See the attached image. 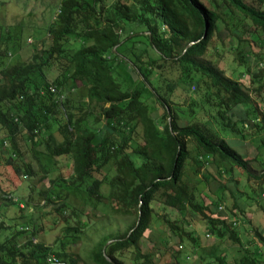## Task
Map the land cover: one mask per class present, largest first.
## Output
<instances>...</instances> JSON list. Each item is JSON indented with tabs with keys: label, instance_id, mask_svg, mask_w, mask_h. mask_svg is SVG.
Wrapping results in <instances>:
<instances>
[{
	"label": "trees",
	"instance_id": "16d2710c",
	"mask_svg": "<svg viewBox=\"0 0 264 264\" xmlns=\"http://www.w3.org/2000/svg\"><path fill=\"white\" fill-rule=\"evenodd\" d=\"M256 2L210 0L215 4L210 7L203 0H60L28 60L5 63L16 37L8 33L0 40V264H50L51 258L64 264H159L167 254L179 264L174 242L191 249L200 245L184 227L194 217L205 221L208 234L240 244L231 209L221 211L223 191L215 197L199 185L206 165L224 164L264 190V166L258 174L250 170L262 161L230 143L259 136V154L264 147V55L238 51L234 62L243 70L237 78L206 56L215 49L224 16L239 13L264 32V0ZM248 25L240 24L243 31ZM246 75L248 86L242 81ZM77 82L86 89V101L74 97ZM182 86L192 89L196 102L184 99L187 105L178 110L172 96ZM29 152L38 171L25 160ZM64 157L72 163L71 181L50 179L39 192L46 213L65 220L71 195L85 194L83 202L94 210L103 204L111 215L136 218L123 234L101 236L84 259L71 250L88 226L78 212L73 211L76 224L52 245L35 241L40 230L35 213L25 214L17 206L21 200L13 199L15 189L4 186L3 177L10 181L16 174L41 173L44 180L50 172L46 160L58 164ZM24 199L27 210H40L30 194ZM154 201L181 213L186 224L158 217ZM9 202L20 216L5 215ZM157 220L162 232L153 228ZM255 234L264 241L257 229ZM262 263L260 249L248 247L231 257L213 247L199 259V264Z\"/></svg>",
	"mask_w": 264,
	"mask_h": 264
},
{
	"label": "rangeland",
	"instance_id": "374dc122",
	"mask_svg": "<svg viewBox=\"0 0 264 264\" xmlns=\"http://www.w3.org/2000/svg\"><path fill=\"white\" fill-rule=\"evenodd\" d=\"M18 1L19 0H1V2L6 3L5 6L10 7L8 11H6V7H3L4 3L0 2V25L3 26V29L0 30V40L9 35L8 33L16 37L15 50H12L4 59V62L9 64H13L18 60L29 59L31 45H33L38 37H43L45 35L49 22L60 2V0H22L21 4L18 3ZM247 1L257 4L256 0ZM203 2L210 7L213 5L210 3V0H203ZM23 4H29V6L33 4L36 7L32 12L28 11L25 14V6ZM19 5H22V7H18ZM213 6L215 7V4ZM31 8L34 7L31 6ZM221 11H225V9L220 8L219 12ZM224 18L226 22L218 23L219 32L214 37L215 49L207 54L206 59L222 70L226 76L237 78L243 70V66H239L234 62L236 53L238 51L250 49L255 53L260 52L264 55V32L250 27L248 25L249 21L243 19L239 13H235L232 17L224 16ZM21 22L27 25L19 30L15 26ZM241 22L247 23L249 26L246 28V31L241 29ZM16 29L18 34L15 31ZM231 30L238 34L239 37L237 35L232 37L230 35L232 32ZM254 63L252 71H256ZM242 81L248 86L250 83V76H244ZM73 92L74 97H76L75 99L82 98L86 101V89L80 82L75 83ZM172 98L175 102L180 103V105L175 106L178 110H181V107L187 104L196 102V97L193 96L192 89L190 92H187L186 88L183 86L173 94ZM184 99L187 100V104L183 103ZM256 100L261 102L257 98ZM256 138L242 144H238L239 142L236 139H230V143L239 153L246 154L249 158L258 157V159L262 161V164L255 162L252 163L250 167L252 172L258 174L264 166V147L260 150L261 152L259 154V149L256 147V145L259 144V136H256ZM22 144L24 150L28 151L31 148L29 143L23 141ZM194 147V143L188 141V148L193 150ZM31 155L30 152L25 155L26 162L32 161ZM132 158L137 165L140 164V158L137 155L133 154ZM46 164L50 167V172L44 180H40L39 176L41 173L33 177L25 178L22 177L23 175L16 174L10 181L7 177H3L5 180L4 186L15 189L13 199L17 201L18 199L21 200V204L17 206L23 209L25 214L27 212L35 213V218H37L35 224L37 227L40 226L35 241H42L47 245H52L58 237L63 235L66 227L76 224L78 217H76V215L74 216L73 211L76 213L78 212L80 219L86 221L88 226L80 234L81 237L78 243L73 245L71 250L80 254L82 259H84L88 250H90L92 245L101 236L106 234H116V236L123 234L136 220L134 217L111 215L109 209L103 204L100 205L97 210L92 209L91 205L83 202L85 194L71 195L68 201L70 207L64 214L66 217L65 220L59 215H56L55 212L46 213L47 209L42 206L43 202L39 192L46 189L50 179H55L60 176L69 184L73 173L72 163L65 157L62 158L58 164H54L52 160H46ZM33 167L36 171L39 170L35 161L33 162ZM202 172L203 182L199 185V188L201 191L204 190L215 197L220 193L218 191H223L224 201L221 203V211H226L228 208V211H230L231 209L230 213L232 212V216L229 220L235 223L234 225L236 226L240 244H235L227 238L218 239L208 234L205 231V221L194 217L191 220L190 226L186 225L184 227L186 230L195 233L199 239L200 245L197 249H191L189 246L176 245L174 242L173 250L181 251V254H179L180 256L177 255L179 264H199V259L202 256L204 257L213 247L220 252L227 253L229 257L236 256L237 249L244 247L250 249L259 248L264 258V241H261L255 234V229H257L258 232H261L262 237H264V190L259 187L254 179L248 180L241 170L236 168L232 170L224 166V164H208L203 168ZM104 189L106 191V188ZM29 194L31 195L33 206L39 205L40 210L37 211L33 208L26 209L23 203L25 200L24 198ZM203 199L208 202L206 197H203ZM0 204H2L1 201ZM17 206L9 202L3 212L8 218L18 217L21 212L18 210ZM152 207L158 217L169 218L170 220H184L186 224L185 218H183L181 213L161 204L159 201H154ZM153 228L156 232H162L165 229L158 220L154 222ZM145 247L149 248L151 245L148 244ZM165 261L169 264H176V258H173L170 254H167L159 264Z\"/></svg>",
	"mask_w": 264,
	"mask_h": 264
},
{
	"label": "crops",
	"instance_id": "0c3cea01",
	"mask_svg": "<svg viewBox=\"0 0 264 264\" xmlns=\"http://www.w3.org/2000/svg\"><path fill=\"white\" fill-rule=\"evenodd\" d=\"M0 2H1V0H0ZM1 3H4V2H1ZM16 3H17V2H16ZM18 3H21V4H22V0H19ZM5 4H6V3L3 4V7H4V8L6 7L5 9H6V11H8V10L10 9V7H9V6H5ZM23 5L25 6V14H26V12H28V11H29V12H32V11L35 9V7H36V6L33 5V4H30V6H29V4H27V5L23 4ZM58 5H59V4H58ZM16 6H17V5H16ZM31 6L34 7V8H31ZM18 7H22V5H19ZM39 7H40V6H39ZM41 8H42V7H41ZM57 11H58V6H57V9H56L54 15L52 16V19H53L54 16L56 15V12H57ZM12 18H14V17H12ZM52 19H51V20H52ZM51 20H50V21H51ZM49 23H50V22H49ZM26 25H27V24L21 22V23L18 24V25L16 24L15 27H16L17 29L21 30V29H22L23 27H25ZM0 27L3 29V26H2V25H0ZM17 29H16L15 31H16V33L18 34Z\"/></svg>",
	"mask_w": 264,
	"mask_h": 264
},
{
	"label": "built area",
	"instance_id": "2783aa9c",
	"mask_svg": "<svg viewBox=\"0 0 264 264\" xmlns=\"http://www.w3.org/2000/svg\"><path fill=\"white\" fill-rule=\"evenodd\" d=\"M261 64H262V63H261ZM50 90H51L52 92H54L55 94L57 93V89H56V87H50ZM56 95H57V94H56ZM58 98H59L60 100H62V99L64 98V94L59 95ZM49 262H50V264H64V263L58 262L55 258H51V259H49Z\"/></svg>",
	"mask_w": 264,
	"mask_h": 264
}]
</instances>
